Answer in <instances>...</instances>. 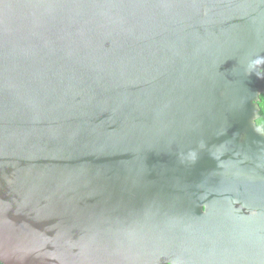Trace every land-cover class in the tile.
<instances>
[{
    "label": "water",
    "instance_id": "obj_1",
    "mask_svg": "<svg viewBox=\"0 0 264 264\" xmlns=\"http://www.w3.org/2000/svg\"><path fill=\"white\" fill-rule=\"evenodd\" d=\"M264 0H0L3 264H264Z\"/></svg>",
    "mask_w": 264,
    "mask_h": 264
},
{
    "label": "trees",
    "instance_id": "obj_2",
    "mask_svg": "<svg viewBox=\"0 0 264 264\" xmlns=\"http://www.w3.org/2000/svg\"><path fill=\"white\" fill-rule=\"evenodd\" d=\"M258 103L260 105V110H259V116L257 118V121L264 126V94L262 93L260 94V99ZM0 264H3V263L0 261Z\"/></svg>",
    "mask_w": 264,
    "mask_h": 264
},
{
    "label": "flooded vegetation",
    "instance_id": "obj_3",
    "mask_svg": "<svg viewBox=\"0 0 264 264\" xmlns=\"http://www.w3.org/2000/svg\"><path fill=\"white\" fill-rule=\"evenodd\" d=\"M257 118H258V117H257ZM257 118H256V120H255L256 124H257V125H260V126H262V127L264 128V126H263L261 123H259V122L257 121Z\"/></svg>",
    "mask_w": 264,
    "mask_h": 264
}]
</instances>
